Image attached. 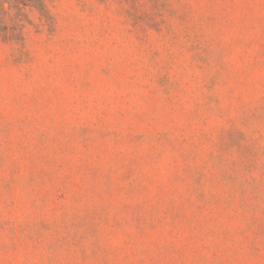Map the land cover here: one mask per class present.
Segmentation results:
<instances>
[{
	"label": "rangeland",
	"instance_id": "obj_1",
	"mask_svg": "<svg viewBox=\"0 0 264 264\" xmlns=\"http://www.w3.org/2000/svg\"><path fill=\"white\" fill-rule=\"evenodd\" d=\"M0 264H264V0H0Z\"/></svg>",
	"mask_w": 264,
	"mask_h": 264
}]
</instances>
